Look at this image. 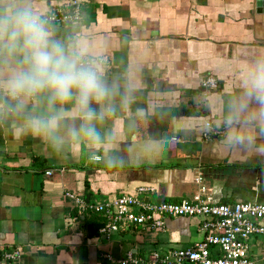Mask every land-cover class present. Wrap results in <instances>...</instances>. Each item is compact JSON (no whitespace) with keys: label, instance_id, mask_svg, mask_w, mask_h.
Returning <instances> with one entry per match:
<instances>
[{"label":"crops","instance_id":"obj_1","mask_svg":"<svg viewBox=\"0 0 264 264\" xmlns=\"http://www.w3.org/2000/svg\"><path fill=\"white\" fill-rule=\"evenodd\" d=\"M69 1L30 0L43 15ZM79 1L82 19L51 23L56 37L107 56L108 77L130 92L131 102L98 124L102 135H116L110 153L84 144L54 155L18 122L0 121V255L22 252L0 264H114L109 256L129 253L151 264L156 253L193 247L208 233L203 218L171 216L163 229L131 224L106 235V216L83 211L68 192L90 204L124 194L181 202L200 192L215 204L264 203V115L241 89L243 70L264 56L259 1ZM209 76L218 88L202 86ZM241 103L248 109L235 116ZM207 122L226 134L206 139ZM111 154L128 163L106 164ZM250 245L252 258L264 264V235Z\"/></svg>","mask_w":264,"mask_h":264},{"label":"clouds","instance_id":"obj_2","mask_svg":"<svg viewBox=\"0 0 264 264\" xmlns=\"http://www.w3.org/2000/svg\"><path fill=\"white\" fill-rule=\"evenodd\" d=\"M241 89L264 115V56L243 70ZM130 102V92H121L120 84L108 77L102 55L58 39L50 19L34 10L30 0H0V121L18 122L54 155L84 144L101 145L110 153L116 135H102L98 124ZM247 109L241 103L234 115ZM105 163L115 167L128 161L111 154Z\"/></svg>","mask_w":264,"mask_h":264},{"label":"built area","instance_id":"obj_3","mask_svg":"<svg viewBox=\"0 0 264 264\" xmlns=\"http://www.w3.org/2000/svg\"><path fill=\"white\" fill-rule=\"evenodd\" d=\"M54 24L78 23L82 19V9L79 0H71L64 7L45 15ZM107 68L111 61L107 56ZM205 89H216L218 80L209 76L203 80ZM209 131L204 132L206 139L223 137L226 127H213L211 122L206 123ZM99 159V157H96ZM47 174L52 175L53 171ZM203 177L196 179L202 183ZM205 187L202 191H205ZM153 190L149 187H140L139 192ZM67 196L76 201L84 210H93L103 213L107 218L106 225L101 233L110 235L114 232L126 229L129 225H143L150 229H163L166 218L171 216H188L204 219V229L208 231L204 239L193 247L180 248L162 256L154 255L151 264H258L250 254V239L255 235H264V203L252 201H239L234 205L215 204L210 197L204 198L198 193L193 200L181 202H151L140 198L136 194H124L105 203L90 204L86 200L68 192ZM216 249V253H214ZM20 249L4 251L0 255V263L12 262L20 259ZM114 264H140L141 260L133 253L126 258L113 259Z\"/></svg>","mask_w":264,"mask_h":264},{"label":"water","instance_id":"obj_4","mask_svg":"<svg viewBox=\"0 0 264 264\" xmlns=\"http://www.w3.org/2000/svg\"><path fill=\"white\" fill-rule=\"evenodd\" d=\"M259 1V7L264 10V0H258Z\"/></svg>","mask_w":264,"mask_h":264}]
</instances>
